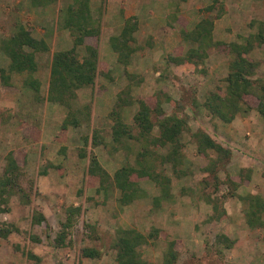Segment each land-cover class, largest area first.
<instances>
[{"label": "rangeland", "instance_id": "rangeland-1", "mask_svg": "<svg viewBox=\"0 0 264 264\" xmlns=\"http://www.w3.org/2000/svg\"><path fill=\"white\" fill-rule=\"evenodd\" d=\"M72 3L56 0L48 6L59 21L61 10ZM39 8L30 0H0V33L9 35L24 26L32 35L40 26V14L35 12ZM90 8L94 20L99 19L100 34L84 43L97 47L99 64L94 84L77 91L78 108L89 107L78 127L62 131L65 109L45 100L49 54L36 55L41 100L25 85L27 76L24 80L15 75L12 84L0 79V175L9 154L20 172V190L0 203V232L9 231L6 238L0 237V264H118L113 244L120 230L127 229L147 238L138 252L148 264H162L170 242L177 253L174 264H264V226L250 227L246 216L248 196L264 201V118L256 110L259 101L246 97L249 110L228 124L204 108L209 93L225 90L235 58L223 44H245L261 31L264 0H90ZM132 17L137 23L130 44L133 52L123 65L110 43ZM203 19L213 22L212 39L219 45L195 64L170 63L172 53L183 56L198 46L183 41L181 32L193 30ZM51 47L50 43V53ZM79 52L82 55L83 48ZM245 58L254 65L251 80L263 83L264 44L253 43ZM1 66L5 67L0 59ZM119 97L124 101L120 109ZM139 98L153 111L161 107L166 116L186 120L183 159L174 172L171 164L162 166L152 157L155 171L171 180L167 196L147 177L133 175L141 197L121 205L119 191L108 185L98 189V178L88 169L93 158L110 177L121 166H135L137 153L147 144L137 140L115 144L111 114L118 110L137 137L133 116ZM151 118L155 122V113ZM197 131L228 149L230 156L198 153ZM168 150L156 152L165 155ZM34 214H41L43 221L34 222ZM210 216L216 219L209 220ZM261 217L264 222V212ZM67 219L59 246L55 239ZM220 235L233 242L229 249L217 242ZM84 248L96 249L100 257H83Z\"/></svg>", "mask_w": 264, "mask_h": 264}, {"label": "trees", "instance_id": "trees-1", "mask_svg": "<svg viewBox=\"0 0 264 264\" xmlns=\"http://www.w3.org/2000/svg\"><path fill=\"white\" fill-rule=\"evenodd\" d=\"M34 7H45L56 2V0H30ZM58 25L60 28L70 32L72 47L68 50L56 51L52 54L49 64V76L45 100L52 104L63 107L66 111L65 119L62 121L61 130L65 131L68 127H78L87 116L88 106H77V91L90 87L94 84L98 68L97 47L85 45V38L98 37L100 34L99 19L94 20L90 8V0H73V3L61 10ZM137 23L132 17L124 21V25L117 37L111 38V49L117 53L118 62L126 65L133 52L130 44L133 42V34L136 32ZM213 22L211 20H201L193 30L182 31L183 41L197 44L196 48H190L183 56H176L174 53L168 56V61L176 66L184 64H195L196 60H204L206 52L210 48L219 45L212 39ZM253 43L264 44V26L256 35H251L250 39L245 40V44H223L235 55L229 64V74L225 79L226 87L224 91L209 93L204 102V108L210 116L219 119L223 123L233 121L238 113L246 112L245 98L248 96L257 97L259 103L257 112L264 118V82L252 81L254 65L245 55L252 49ZM83 48L81 55L79 50ZM48 44L43 39H35L31 35V30L24 26H19L17 30L7 39L0 42V52L9 60L8 67L0 70L2 83H9V76L6 74L25 73L28 86L36 95V100H41L38 96L40 83L33 78L37 71V54L47 53ZM255 82V83H254ZM124 101L119 97L116 108L120 109ZM138 110L133 116V122L138 129L135 137L132 131L121 120L118 110L112 112L114 124L112 126V141L121 144L124 140H137L145 143L146 146L141 152L137 153L135 166L124 165L117 169L110 177L93 158L90 162L88 174L98 178V189L113 186L119 191V203L128 205L141 197L142 191L137 183L132 181V176L147 177L155 182L162 190V196L169 193L170 178L162 172H156L152 157L158 158L160 165H170L173 171L182 164V143L181 135L186 130V120L176 115L163 114L161 107H156L153 111L146 102L139 98L137 100ZM155 113V122L152 121V114ZM156 130L157 135L153 136ZM197 142V151L206 154L207 151H214L221 158L230 156V151L221 144L215 142L208 134L197 131L194 134ZM92 144H99L98 135L93 136ZM153 150H150L149 147ZM168 148L165 155H158L156 150ZM156 155V156H155ZM85 157V155H81ZM220 160V159H218ZM219 163V161H218ZM212 171L215 164L212 165ZM210 168V167H209ZM20 172L15 160L9 154L5 159V166L0 175V203H7L9 197L20 190ZM236 187L237 184L231 182ZM249 209L246 214L247 224L250 227H263L262 214L264 212V201L259 196H248ZM71 210V209H70ZM69 210V211H70ZM217 208L215 206L214 212ZM215 216H210L209 220H215ZM33 220L36 223L43 221L41 214H34ZM68 220L62 224L63 231L56 237V244L61 246L64 242L65 228ZM9 231L0 232V237L6 238ZM147 238L133 229L120 230L113 248L116 252L115 261L118 264H148L145 262L138 249L144 245ZM217 242L225 248H230L233 242L224 235L217 238ZM85 258H99L100 253L96 249L84 248L81 251ZM177 253L174 250V243L170 242L167 252L163 257L162 264H174Z\"/></svg>", "mask_w": 264, "mask_h": 264}, {"label": "crops", "instance_id": "crops-1", "mask_svg": "<svg viewBox=\"0 0 264 264\" xmlns=\"http://www.w3.org/2000/svg\"><path fill=\"white\" fill-rule=\"evenodd\" d=\"M35 12L40 14V16H39L40 26L38 25V27L35 29V33L32 32V37L35 39H43L48 44V46H50V43L52 44L51 53H50V50H49V52L46 53L47 55L49 54L48 59L50 61L51 56L54 52L62 51V50H68L72 47V38H71L70 32L68 30L58 27L57 15L55 14V16H54V12L49 8V6H47L45 8L42 7V9L39 8V10L37 9V11H35ZM41 13H43L44 15ZM14 32H15V30H13V31L11 30V32H9V35H8V32L6 35L2 34L3 33L2 32V33H0V38L7 39ZM33 34H34V36H33ZM49 41H51V42H49ZM58 45H60V46H58ZM39 55H41V54H39ZM0 59H1V62L3 61V65L5 66V67L1 66L0 68L1 69L7 68L8 64H9V60L1 52H0ZM39 60H40V57H39ZM40 70H41V67H40L39 61L37 60V71L35 72L33 78H35L38 81H39L38 73L40 72ZM15 75H23L24 80H25V77H26L25 73H22V74L13 73L9 77V82L11 84L13 83V80H14L13 78ZM45 84H46V81H45Z\"/></svg>", "mask_w": 264, "mask_h": 264}]
</instances>
